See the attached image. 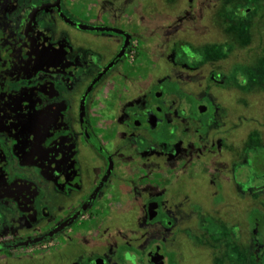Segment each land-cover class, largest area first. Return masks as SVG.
Listing matches in <instances>:
<instances>
[{
  "label": "flooded vegetation",
  "instance_id": "flooded-vegetation-1",
  "mask_svg": "<svg viewBox=\"0 0 264 264\" xmlns=\"http://www.w3.org/2000/svg\"><path fill=\"white\" fill-rule=\"evenodd\" d=\"M94 1L0 0V264L39 245L58 264H189L193 208L205 243L226 215L214 264H264V0H184L162 70L127 58L143 17L102 23ZM205 45L227 53L203 64ZM181 174L208 190L173 194ZM123 209L136 233L117 220L112 246Z\"/></svg>",
  "mask_w": 264,
  "mask_h": 264
},
{
  "label": "rangeland",
  "instance_id": "rangeland-1",
  "mask_svg": "<svg viewBox=\"0 0 264 264\" xmlns=\"http://www.w3.org/2000/svg\"><path fill=\"white\" fill-rule=\"evenodd\" d=\"M94 2L95 16L96 18H98V21L102 23L108 22L109 18L112 17H125L126 19L129 18L134 20L137 16L141 15L143 17V28L141 32H139V35L134 37L133 39L131 49L127 55L128 60L137 58V62L140 64H143V62L145 61L151 62L152 60V65H159L160 70H162V68H167L169 67L168 65H170L171 61L169 62L168 60L169 53H172L175 50L180 51L183 49L181 43H175L174 41L186 40L185 30L187 29V21L185 14L188 15V6H185L184 0H141L139 1L141 3L139 4V6H137V3L135 1L130 2L128 0H107V4L103 3V0H95ZM166 2H168V4H166ZM201 21H203V19ZM188 22L189 29L191 27L193 28L194 21L192 17L188 19ZM210 28L211 27L207 22L203 21L201 24L198 23V29L202 32H205V36H213L214 33H211L212 31ZM208 30H210L211 32H209ZM251 35H253L252 31ZM198 40H200V38H198ZM240 43L241 45H245L246 37L242 39ZM208 47L209 46L205 45L203 48L200 49L201 52H198V55L201 54V57L203 56V64L205 63V56L207 60H211L216 59V57L218 58L224 56L227 53V51L221 50L219 48L217 49L216 47H212L214 49H210L208 51ZM237 167L239 166L237 165ZM178 172L179 171L174 168H168L163 171V175L169 173L176 174ZM247 173L248 171H245V174ZM152 183L153 181H150L149 185L146 186V189H150ZM205 189L208 190V187L204 180H201L197 176H194V179L191 183L189 175L181 174L171 190H173V194L176 195L179 194L181 191H183L184 193L187 190H191L195 194H199L200 192H204ZM197 209L198 208L192 209L193 224L189 236L190 243L193 244L195 251L197 249V252L196 255H194V258L191 259L189 264H202V261H204V264H209L210 262L214 264L215 259L210 260L208 255L211 246H220L223 242V239L225 238L223 233L229 231V225L227 224L225 219L226 215L223 213L216 214L213 219L214 221L211 222V224H205V228L209 230V233L213 234V240H211V244L209 243V241L208 243H205L199 237V230L201 228L200 226L202 225V222L199 221L200 214L198 215L194 211ZM130 214L131 213H129L128 209H123L116 211L115 216H117V218H114V214L111 215L112 246L116 244V241L122 239L121 229L119 228L120 225L117 226L118 224H116V221L119 219H121L120 222L124 224L122 232L126 233L127 231V234L135 235L136 227L131 223L133 216H130ZM129 216L130 220L129 218H127V221L125 223L123 221V217L126 218ZM45 250L47 252L50 251L46 249V245L33 246L26 250H20L17 252V255L29 257L15 259L14 264H58L56 262L57 257H55L54 259L42 260L40 257L34 256L40 253H45ZM69 262L70 261L65 258L61 264H68Z\"/></svg>",
  "mask_w": 264,
  "mask_h": 264
},
{
  "label": "water",
  "instance_id": "water-1",
  "mask_svg": "<svg viewBox=\"0 0 264 264\" xmlns=\"http://www.w3.org/2000/svg\"><path fill=\"white\" fill-rule=\"evenodd\" d=\"M94 30H96V31H98V30H100V31H107L108 29H102V28H96V29H94ZM152 218V215L150 214V219ZM152 262L154 263V264H156V260H152Z\"/></svg>",
  "mask_w": 264,
  "mask_h": 264
},
{
  "label": "trees",
  "instance_id": "trees-1",
  "mask_svg": "<svg viewBox=\"0 0 264 264\" xmlns=\"http://www.w3.org/2000/svg\"><path fill=\"white\" fill-rule=\"evenodd\" d=\"M123 251L125 250V249H122Z\"/></svg>",
  "mask_w": 264,
  "mask_h": 264
}]
</instances>
